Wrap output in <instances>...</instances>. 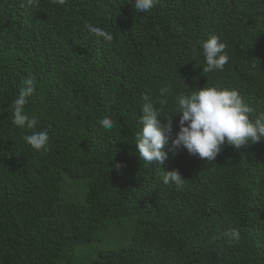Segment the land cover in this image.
Wrapping results in <instances>:
<instances>
[{
	"label": "trees",
	"instance_id": "1",
	"mask_svg": "<svg viewBox=\"0 0 264 264\" xmlns=\"http://www.w3.org/2000/svg\"><path fill=\"white\" fill-rule=\"evenodd\" d=\"M211 35L229 61L203 73ZM29 76L25 111L49 132L47 151L11 123ZM165 85L235 88L252 118L264 112V0H156L147 13L128 0H0V264H264V140L225 143L213 161L170 141L164 169L143 163L145 97L163 116L178 110L171 94L159 103ZM165 170L183 185H165Z\"/></svg>",
	"mask_w": 264,
	"mask_h": 264
},
{
	"label": "clouds",
	"instance_id": "2",
	"mask_svg": "<svg viewBox=\"0 0 264 264\" xmlns=\"http://www.w3.org/2000/svg\"><path fill=\"white\" fill-rule=\"evenodd\" d=\"M31 5L33 0H27ZM66 0H51L54 5H64ZM138 13H147L153 9L156 0H128ZM85 28L97 38L111 41L113 36L99 26L85 23ZM202 55L204 57L203 73L223 71L229 56L226 52V44L217 35H211L202 41ZM34 78L29 76L22 80L17 97L11 103V123L25 131L22 139L35 150H48L49 132L47 130H35L38 126V118L29 116L25 106L29 98L35 93ZM176 104L180 114L179 131L174 139L171 137L173 130V114L163 116L157 106L145 97L141 106L139 117L140 130L135 134V143L138 155L143 163L156 164L163 168L168 157L167 148L183 147L189 154L213 161L227 143L229 146L241 148L249 143H257L264 140V112L252 118L254 109L244 101L240 92L235 88L215 86H203L189 89L179 94H172L170 85L162 86L159 90L160 104L167 103L169 95ZM115 103V97L110 98ZM167 119V123L164 120ZM100 124L106 128L114 127V121L105 116ZM117 172H120L125 164L115 162L112 164ZM164 169V168H163ZM165 185L174 184L180 187L184 183V177L179 170L166 171L162 177ZM230 241H239L240 231L231 228L224 233Z\"/></svg>",
	"mask_w": 264,
	"mask_h": 264
}]
</instances>
